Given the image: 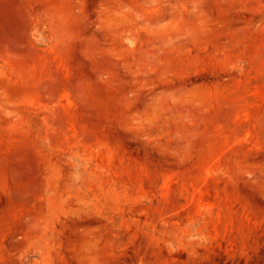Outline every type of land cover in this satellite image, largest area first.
Returning a JSON list of instances; mask_svg holds the SVG:
<instances>
[{
  "label": "rangeland",
  "instance_id": "1",
  "mask_svg": "<svg viewBox=\"0 0 264 264\" xmlns=\"http://www.w3.org/2000/svg\"><path fill=\"white\" fill-rule=\"evenodd\" d=\"M0 264H264V0H0Z\"/></svg>",
  "mask_w": 264,
  "mask_h": 264
}]
</instances>
